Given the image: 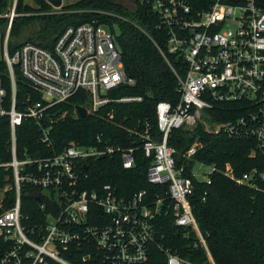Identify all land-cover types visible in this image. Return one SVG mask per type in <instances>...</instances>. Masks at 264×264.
<instances>
[{"label":"built area","instance_id":"built-area-1","mask_svg":"<svg viewBox=\"0 0 264 264\" xmlns=\"http://www.w3.org/2000/svg\"><path fill=\"white\" fill-rule=\"evenodd\" d=\"M18 1L9 0L7 10L0 14L8 19L3 41L5 70L0 69V119L9 121L11 154L10 160L0 161V180L4 182L0 207L6 193L15 192L13 205L0 212V240L6 245L0 247V264H72L67 255L75 245L86 251L93 246L95 253L111 264L144 263L152 246L165 253L166 264H198L163 245L161 228L168 217L175 226L195 232V245L199 239L215 264L190 198L194 178L210 184L219 168L198 161L189 174L185 165L178 163V150L169 140L173 130L194 129L202 123L214 134L255 140L251 156L257 150L264 155V8L258 0H138L160 17L168 30L167 51L185 64L183 72L172 66L180 101L156 105L157 134L150 132L147 123L146 130L135 131L142 138L139 146L111 144L98 135L95 145L73 142L60 153L29 156L24 151L21 157L18 128L24 121L34 120L41 126L43 121L55 122L51 109L79 92L85 100L79 105L86 108L87 115L114 102H140L143 97L110 93L134 86L136 80L125 70L109 24L93 20L70 25L50 46L23 41L10 52L13 23L21 15ZM43 1L51 8L40 14L82 11L68 9L63 0L60 6ZM20 78L27 86L20 87ZM74 111L77 117L76 107ZM215 111L236 115L221 120ZM50 128L43 127L41 138L48 146L53 143ZM140 147L151 161L147 181L165 187V192L150 196L142 189L125 196L110 183L100 188L83 187L94 161L119 154L123 167L131 169ZM200 147L203 144L198 140L182 155L190 158ZM197 164L198 175L201 168H208L201 179L195 172ZM222 172L242 185L257 187L264 181V170L257 167L237 176L232 164L226 163ZM28 186L36 188L31 195L40 201L41 213L33 218L23 212L22 194ZM91 257V253L84 254L83 261Z\"/></svg>","mask_w":264,"mask_h":264},{"label":"trees","instance_id":"trees-1","mask_svg":"<svg viewBox=\"0 0 264 264\" xmlns=\"http://www.w3.org/2000/svg\"><path fill=\"white\" fill-rule=\"evenodd\" d=\"M37 1L41 4L39 10L25 5L23 0L18 1L17 11L21 15L13 23L10 52L15 51L23 41L50 46L55 36L70 25L93 20L109 24L121 49L125 70L136 80L134 86H122L110 93L112 96H141L143 99L131 103L114 102L98 112L78 118L74 109L85 103L83 93L79 92L67 102L51 109L57 119L55 122L49 124L43 121L41 126L34 120L24 121L18 128L20 156L24 155V151L29 156L60 153L73 142L95 145L98 143V135H102L103 140L111 144L139 146L142 138L135 131L146 130L147 123L150 132L156 135V105L160 101H169L174 105L180 101L179 82L172 66L183 72L185 64L178 55L167 51L168 30L161 25L160 17L151 6L138 0H78L67 8L82 11L40 14L39 12L47 11L51 6L43 0ZM258 4L264 8V0H258ZM8 5L9 0H0V14ZM7 25L8 19L0 17L2 41ZM12 37L22 38L23 41L18 42ZM0 69L5 70L2 61ZM19 84L21 88L27 86L21 78ZM215 112L221 120H228L236 115L235 112ZM48 126H51V146L41 141L43 127ZM198 140L203 147L192 157H184L183 152L198 143ZM9 142V121L7 118L0 119V161L11 159ZM169 143L178 150V163L185 165L189 174L198 161L216 164L219 168L213 174L210 184L194 178V193L190 198L215 264H264V181H259L257 187L242 185L222 172L226 163L232 164L237 176H242L255 167L264 170V155L257 150L256 155L251 156V151L256 149L255 140L214 134L199 123L194 129L173 130ZM136 157V165L131 169L123 167L119 154L94 161L87 170L88 177L83 187L100 188L103 184L110 183L118 187L119 192L125 196H132L142 189L147 190L150 196L165 192V187L147 181L146 172L151 161L145 157L141 147L136 152ZM2 186L4 182L0 180V187ZM35 189L28 186L22 194L23 212L31 214L32 218L41 213L40 201L31 195V191ZM14 198L13 190L7 192L0 212L11 207ZM89 220L92 222V218ZM161 229L165 234L162 239L164 246L171 247L181 257L198 264H213L199 239L198 245H195L196 234L190 228L175 226L173 219L168 217ZM1 246L6 245L0 240ZM87 253H91L92 257L83 261V255ZM67 258L72 264H111L98 256L93 246L88 251L81 246H72ZM166 263L165 253L159 247L152 246L150 258L141 264ZM51 264L61 263L51 261Z\"/></svg>","mask_w":264,"mask_h":264},{"label":"rangeland","instance_id":"rangeland-1","mask_svg":"<svg viewBox=\"0 0 264 264\" xmlns=\"http://www.w3.org/2000/svg\"><path fill=\"white\" fill-rule=\"evenodd\" d=\"M77 1L78 0H63V6L69 7L73 4H75ZM23 2L25 5H28L29 7L33 8L35 10H37V9L39 10L41 8V4L37 0H23ZM12 39H15L18 42L23 41L22 38L17 39L16 37H12ZM2 40H3V33L0 31V61L3 60L4 52H5V49L3 48V41ZM198 167H199V165L197 164L196 168H195V172H196L197 177L199 176V178L201 179L204 177L202 172L207 171L208 168H206V167L201 168L202 172L200 173V175H198ZM1 198H2V195L0 193V200H1Z\"/></svg>","mask_w":264,"mask_h":264},{"label":"water","instance_id":"water-1","mask_svg":"<svg viewBox=\"0 0 264 264\" xmlns=\"http://www.w3.org/2000/svg\"><path fill=\"white\" fill-rule=\"evenodd\" d=\"M49 1L55 6H60L62 4V0H49ZM76 113L78 118L85 117L87 115V110L85 107L78 105L76 106Z\"/></svg>","mask_w":264,"mask_h":264}]
</instances>
